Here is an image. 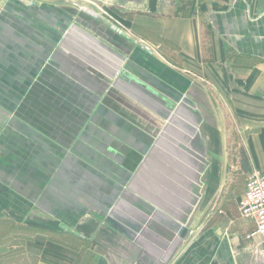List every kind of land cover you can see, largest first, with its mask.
<instances>
[{
  "label": "crops",
  "instance_id": "0c3cea01",
  "mask_svg": "<svg viewBox=\"0 0 264 264\" xmlns=\"http://www.w3.org/2000/svg\"><path fill=\"white\" fill-rule=\"evenodd\" d=\"M57 1L0 0V264H263L264 235L239 215L244 182L236 186L230 175L264 171V0H114L119 25L82 9L68 14L66 0ZM68 15L123 55L130 79L164 101L185 97L193 104L203 150H192L202 164L198 177L195 154H185L173 135L166 139L173 147L157 146L147 156L155 126L138 127L125 116L116 123L110 101L102 107L113 118L103 116L106 126L92 123L90 139L96 149L126 146L121 156H89L87 163L77 152L52 153L72 138L82 144L87 125L63 120L57 137L46 133L52 98L60 103L69 90L76 101L83 87L97 86L82 73L66 75L67 54L106 75L61 45ZM36 81H52L57 90ZM136 106L130 111L144 114ZM229 145L239 147L233 169ZM177 217L189 228L183 238L169 235Z\"/></svg>",
  "mask_w": 264,
  "mask_h": 264
},
{
  "label": "rangeland",
  "instance_id": "374dc122",
  "mask_svg": "<svg viewBox=\"0 0 264 264\" xmlns=\"http://www.w3.org/2000/svg\"><path fill=\"white\" fill-rule=\"evenodd\" d=\"M64 2H66L65 6H66V10H68V14L76 13L77 10L82 9L81 11L85 12V14L96 16L104 24H107L109 22V21H107L108 19L112 20V22H114L115 25L121 24L120 19H118L117 17L111 16V11L113 9V6L116 5V4L113 5L115 3L114 0H66ZM57 3H59V1H57ZM75 21H76V19L72 18L71 15L68 17L67 25L65 27V30L67 29V32L73 26L79 25V22L78 21L75 22ZM81 30H82V33L80 31H79V33L76 31L69 32L68 33L70 36L69 40L75 39L78 43H80L83 47L81 45H77V44H75V45L79 49H81L84 53H87L88 57H90L91 59L96 61L98 64H100L105 69L109 70V69H111L110 68V66H111V67H114V69L117 68L118 73H120L121 70L125 69V67L127 66L126 63L122 64V63H120L121 61H119L120 57L122 58L123 55L117 53L116 50H111L110 48H107L105 46V41L102 38H100L99 36H96L95 34L89 32L87 30H84V29H81ZM58 40H59V38L53 39L52 45H53V43H57ZM134 44H135V42H134ZM81 47L84 49H82ZM54 48H52L51 54H50V56L52 55V58L54 56L58 57V55H57L58 49H54ZM66 64H67V68H68V72L66 75L68 77L71 76L72 78H74V74H72L71 72L82 73V74H84V77H85L84 81H87L88 83H92V84L97 85V86H96V88H94L92 86L93 89L91 87L88 89H85L83 87L82 96L77 97L76 101H74L75 97L72 96V93L69 90H67L68 92H67V94H65V96H63V98H60V103L59 102L56 103L54 101L56 99V97L52 98V100H51L52 105H53L52 108L54 111L49 112V113H45V115H47V117H50V119H51V126L49 129H47L46 133H50V134L54 135L55 137H57L59 135L57 126H60L62 124L63 120L68 121L70 119H73V120L77 119L81 123L87 124V125H84V128L82 130V136H81L82 144L74 143L76 140H75V138H72L65 145L54 144V146H52V149H51L52 153L58 154V153L65 152L67 156L69 154H71V156H74V154L77 152L78 154L83 156L84 161L87 163H90L89 162V160H90L89 156H121L122 154H118V152L119 153L123 152L122 151V147H124L123 145H116L115 150L112 151V150H106L104 145H98L97 149H96L95 148L96 146L95 145L93 146L91 144L90 133H91V131H94L90 128L91 124L94 122L95 123L99 122L100 124H103V126H106L107 117L105 118L103 116H106L107 114H109V117H112L114 115L110 111L108 112L104 107H102V104L105 105L107 103V101L108 102L110 101V102H112L113 105H115L114 109L117 112V114L114 115L113 117H114V121H116V123L123 121L121 116L127 117L133 123L138 125V127L141 125L140 122L146 121L147 127L155 126V129L152 130L154 135H157L158 132L161 130V128L165 125V121L162 118H160V117L157 118V117L152 116L149 112L142 109L140 106H136L134 104V102L130 101L129 98L123 97L122 95L118 94L117 92H114L112 87H111V78H108V76L101 74V73H97L96 71H95V75L97 77L93 76L91 73L92 72L94 73V71H92V68L90 66H88L85 62L78 60L69 54H67ZM137 71L134 72V73H136L135 75L138 74ZM49 83H51L50 88L53 84L52 90H57V87L54 86V83L52 81L51 82H45V83L39 82V81L35 82V84L40 86L41 89H45V87H44L45 85H47L49 87V85H48ZM71 83H72V81L67 80V85H69V84L71 85ZM95 90L98 91L99 97H96V94L94 93ZM72 91H73V89H72ZM23 95L24 96L21 97L20 102L21 103H23V102L27 103V99H28L26 97L27 94H23ZM113 101H114V103H113ZM124 102L131 104V106L132 105L136 106L139 110H141L147 116V119L144 118L141 120L139 118L141 113H139V112L132 113L130 111L131 106L128 107L129 109H124V107L120 106V105L124 104ZM76 106H78L77 109L75 108ZM69 110H72V112H70ZM75 110H77V112L79 111V114L74 113ZM138 114H140V115H138ZM21 115L27 117L26 119L32 120V117H30L32 115V113L30 115L28 113H23V114L21 113ZM75 116H76V118H74ZM129 117H131V118H129ZM148 117L150 119H148ZM112 118H110V119H112ZM6 120H7V116L4 115L3 121L5 122ZM148 122H151V125ZM162 122L164 125L162 124ZM158 127H159V129H157ZM184 127L185 128L181 129L180 127L172 126L171 131L173 132L174 140L176 142H179L181 147L184 149L183 152H185V154L189 153V154L194 155L195 153L193 151H195L196 153L202 154L203 150H202V147L200 145L199 138H197L196 135H195L196 136L195 139H193V136L192 137L189 136L188 140H191V141L193 140L191 145H189L190 143L188 145H185L184 140H185V138H186V140L188 138L186 136L187 135L186 133L188 131L186 129L187 126L184 125ZM104 130H105V127L100 128L98 131L102 132ZM174 132L176 133V135L174 134ZM170 135H171V133H170ZM100 136H101V133H100ZM77 141H80V139H77ZM148 141L149 142L147 144H149L151 142V139L149 138ZM118 146H121L120 147L121 149ZM124 148H126V146ZM135 148L130 147L128 149V152L130 151L129 154L134 153ZM137 148H140L139 151L143 155V153L145 152V148H143V146H141V145L138 146ZM236 155H239V147L236 145H229L228 146V169H233L232 166H235ZM195 156H197V154H195ZM85 162H84V168L89 167V165ZM232 172H235V171H232ZM230 180H232L233 184L240 187V184H242L245 181V176H243V174H237V175L235 174V176L230 175Z\"/></svg>",
  "mask_w": 264,
  "mask_h": 264
},
{
  "label": "water",
  "instance_id": "95a60500",
  "mask_svg": "<svg viewBox=\"0 0 264 264\" xmlns=\"http://www.w3.org/2000/svg\"><path fill=\"white\" fill-rule=\"evenodd\" d=\"M74 30L80 31L82 33V30H80V28H78L77 26H73L67 32V35L62 39V42H61L62 46H65L66 48L70 49L71 51L78 53V55L80 57H82L84 60H86L89 64H91L95 68L105 72V74L109 78L113 79V86H115L116 88H118V89L120 88L121 91L128 94L129 96H131L134 99H138V100L141 99V101L143 100L144 103H147L148 105L156 106V107L162 109L163 104H164V100L158 96V94L156 93V90L153 89L154 92H150L146 88H143L141 83L137 84L138 80H134L135 77H133V76L127 82V81L121 79V77H120V75H122V74L129 75L125 69L121 70L120 73L117 72V68H115L116 70L115 69H113V70L104 69L103 70L102 66L100 64L96 63V61H94L93 59L88 58L85 53L81 54L82 51L79 52V51H77V48L74 49L75 45L70 43V41H69L70 36L68 34L69 32L74 31ZM123 60H124V58L120 57L119 61H121V63L123 62ZM125 82H127V83H125ZM119 84L120 85L122 84V87H120ZM169 102H170V108L168 110L164 111V113H162V114L157 113L158 116L165 121V125L161 128V130L158 132V134L153 139L152 148L150 149L149 154L147 156H150L151 154H154L155 152H157V150H158L157 146L165 147L166 143H167V145H169V147H173L166 140V139H171L168 134L171 133V135H173V132L171 131L172 126H177V127H180L181 129L185 128L184 125L187 126L186 129L188 132L186 133L187 134L186 136L188 138H187V140H186V138L184 140L185 145H188L189 143H190L189 145H191V143L193 141V140L192 141L188 140L189 136H191V137L193 136L195 139V137H196L195 135H197L196 133H197L198 122H197L195 116L191 115L193 112V110L191 109V108H193V104L190 103L187 100V98H185V97H182L178 102H172V101H169ZM141 103H143V102H141ZM147 104H144V105L147 106ZM188 104L191 106V108L188 106ZM147 108H149V106H147ZM150 109H152V108H150ZM153 111L155 112V110H153ZM184 112L190 114L189 119L183 114ZM185 121L190 122V124H187ZM174 134L176 135L175 132H174ZM172 141L179 145V143L176 142L175 140H172ZM179 153H180V155L183 154L181 152V150H179ZM167 159L169 161L168 156L165 155L164 160L167 161ZM176 221H177L176 223L172 222L173 225H172V227L170 226L171 227V233L169 235L176 233V235L178 237L183 238L186 236V234H188L189 228L185 224H183V220L180 217L179 218L177 217ZM135 231L132 232L129 230L130 235L135 237L136 236ZM178 239L179 238L176 239L177 243L180 241ZM262 262L264 264V260Z\"/></svg>",
  "mask_w": 264,
  "mask_h": 264
},
{
  "label": "built area",
  "instance_id": "2783aa9c",
  "mask_svg": "<svg viewBox=\"0 0 264 264\" xmlns=\"http://www.w3.org/2000/svg\"><path fill=\"white\" fill-rule=\"evenodd\" d=\"M194 157V170L198 177L202 164L200 156ZM237 211L241 217L254 223V233L264 235V171L251 169L245 174L244 190L237 200Z\"/></svg>",
  "mask_w": 264,
  "mask_h": 264
},
{
  "label": "flooded vegetation",
  "instance_id": "af4514ba",
  "mask_svg": "<svg viewBox=\"0 0 264 264\" xmlns=\"http://www.w3.org/2000/svg\"><path fill=\"white\" fill-rule=\"evenodd\" d=\"M90 71V70H89ZM92 71H94V73L92 72L91 74L93 75V76H95V77H97L96 75H95V71L96 70H94V69H92ZM97 72V71H96ZM120 77H121V79H123V80H125V81H127L128 82V80L130 79V77L128 76V75H126V74H122V75H120ZM109 78V77H108ZM135 80V79H134ZM127 82H125V83H127ZM137 84H140V82L138 81L137 82ZM120 85V84H119ZM142 85V84H141ZM111 87H112V89H113V91L115 92V91H117V90H120V88L118 89V88H116L115 86H113V79H111ZM120 87H122V84L120 85ZM143 87V86H142ZM144 88V87H143ZM155 90V89H154ZM154 90H152L151 89V91L152 92H154ZM148 91H150L149 89H148ZM150 91V92H151ZM156 93H158L157 92V90H156ZM125 95V94H124ZM125 97V96H124ZM131 97V96H130ZM129 96L127 97L126 96V98H130ZM132 98V97H131ZM130 98V100L131 101H135V103H137V104H140L141 106H145V107H147V106H149V109L150 108H152L153 110H155V113L157 114V113H159V114H162V113H164V111H166V110H168L169 108H170V102L169 101H167V100H165L164 101V104H163V107H162V109H160V108H158V107H156V106H152V105H148L147 103H144V101L142 100L141 101V99L140 100H138V99H131ZM139 98V97H138ZM141 102H143V103H141ZM144 104H147V106L146 105H144ZM128 103L127 102H124V104H122V106H124L126 109L128 108ZM140 106V107H141ZM134 112L133 113H136V110L134 109L133 110ZM142 116H144V114H141ZM158 115V114H157ZM131 118V117H130Z\"/></svg>",
  "mask_w": 264,
  "mask_h": 264
},
{
  "label": "trees",
  "instance_id": "16d2710c",
  "mask_svg": "<svg viewBox=\"0 0 264 264\" xmlns=\"http://www.w3.org/2000/svg\"><path fill=\"white\" fill-rule=\"evenodd\" d=\"M243 163H245V155L242 152V165H243Z\"/></svg>",
  "mask_w": 264,
  "mask_h": 264
}]
</instances>
